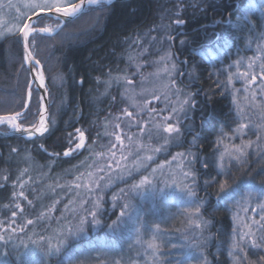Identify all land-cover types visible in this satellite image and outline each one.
<instances>
[{
  "label": "snow or ice",
  "instance_id": "obj_1",
  "mask_svg": "<svg viewBox=\"0 0 264 264\" xmlns=\"http://www.w3.org/2000/svg\"><path fill=\"white\" fill-rule=\"evenodd\" d=\"M112 3L113 0H20L18 4L8 0L6 5L0 3V43L6 40L22 43V59L24 63L30 65L27 71L31 77L25 81L26 98L12 101L19 110L0 114V128L26 135L29 139H41L56 130L57 121L49 112L54 101L47 100L51 95L47 78L43 65L34 52L37 39L44 36L50 38L62 33L64 36L85 34L100 23L104 9ZM201 5L206 6L201 7ZM189 6L206 12L207 8L213 5L210 0H194ZM5 7L14 10L11 19L4 18L2 10ZM96 8H100V11L96 12ZM184 10V0H178L175 9H167L176 16ZM91 12H95V15L92 17L93 24L88 29H81L79 32L64 31L69 24ZM256 14L260 20L259 32H257L255 21L250 18ZM231 16L232 14L229 13L228 29L242 33L239 39H247L243 35L247 31L249 34H254L256 39L264 41V0H247L242 15L237 16L235 21H232ZM161 19L163 20V17ZM217 23H224V21H217ZM184 24H186L185 20L176 19L171 24L162 23L144 34L149 46L162 47L164 44L169 46L162 55L151 61V64L157 66L155 72L147 76L141 73L142 68L151 64L143 59L148 54V47L138 36L132 41L127 54L128 67L134 66V72L129 74L127 69H124L113 74L109 70L104 74L106 79L96 77L97 83L104 86L102 96H109L113 87L117 86L122 89L118 94L121 102L125 103L120 114L105 120V129L109 127L115 129L104 133V136L109 138V144L101 147L106 150L96 151L97 141L93 140L89 143L86 136L87 130L80 127L67 133L63 138L68 147L62 153H48L45 145L38 146L40 150L53 158V162L61 155L69 157L75 153H82V150L86 151L89 155L85 161L93 162L87 165V168L91 170L81 172L77 166L66 170L65 174H72L73 169L77 174L68 186V193L74 192V195L63 205L62 210L57 208V205L62 203L61 199H56L51 205L44 206L35 218L25 219L22 225L15 226L18 212L21 214L25 212L24 206L19 202L21 199L35 207L33 201L25 194V187L33 180L29 175L31 169L37 166L30 152L25 150L24 159L33 163L30 167L21 169L17 179L13 181L12 187L15 189L19 184L20 188V191L12 193V199L16 203L13 206L5 205L6 208L13 207V210L8 221H0V249H2L0 264H52L53 260L56 264H77V254L81 249L82 240L92 248L109 245L114 248L126 233L135 236V243L144 248V257L150 255L149 264H191L194 260L197 264H209L204 249L209 246L213 237L205 236L204 233L211 227L212 222L202 216V209H206L208 200L198 196V174L193 168V165L198 162L202 163V168L205 170L209 169L210 165H214L217 170L216 176L203 181V187L206 195L212 196L213 193L208 192V189L216 186L214 195L218 205L227 209L230 201L240 205L241 203L251 204L255 200L256 207L251 211L256 213L259 209L260 213H264V178L256 180V175L264 173V165L259 166L255 175L249 172L246 177L233 178L231 182L228 179L232 176L231 168L234 162L250 166L248 160L250 153L247 149L252 147L253 141L245 142L242 139L245 130L251 126L250 118L249 123L241 122L233 130L234 134H238V138L241 139V144H233L230 148L226 146L224 152H221L214 160L205 158L202 162L196 153L189 150L177 152L171 156L170 160L161 161L155 167H151L157 154L167 153L171 147L180 146L183 143L184 136L193 130V124L189 121L194 120V113L199 106L197 100L199 90L187 91L179 82L185 76V72L179 65H187L188 59L179 60L178 54L172 51L175 38L168 34L174 26ZM202 30L206 31V28ZM224 31L222 29L215 35L219 52L227 55L228 50L233 46L232 40L236 37L233 36L232 40H229L224 36ZM152 32L163 33V35L154 36ZM180 34L184 35L183 32ZM188 42L187 38L180 41L181 44ZM248 43L250 45L252 40L249 39ZM203 47L200 45L193 48L192 54H199L206 60L203 52L200 51ZM257 48L258 54L248 58L247 70L241 71V66L244 64L243 58L233 61L224 70L228 71V85H231L234 79L243 82V91L246 94L250 93L251 106L259 108L264 118V63L259 65V84L254 71L256 61L264 60V46L257 45ZM23 67L24 64L21 65V68ZM233 67L236 68L235 72L230 71ZM195 70L194 64L192 71L187 73L193 80L196 79ZM218 74V72L210 73L217 76ZM137 75L141 77L139 85L134 79ZM149 77L153 78L151 81L153 87L150 88L144 86L145 83L150 82ZM52 79L55 84L57 81L62 82L64 78L56 76ZM79 82L83 83V78ZM33 84L36 85V89H33ZM222 85L223 82L217 79V90ZM34 91L37 92L35 112L32 110ZM245 98L247 99L248 95ZM211 99V96L206 93L205 102L210 103ZM111 100L116 103L117 97L112 96ZM233 102L235 103V95H233ZM64 103L65 100L62 99L60 106ZM157 103H162L163 107L154 106ZM74 114L79 116L75 109ZM30 116L35 119L26 126L24 121ZM236 116L237 119L244 120L243 110L239 106L236 108ZM203 123L202 115L201 125ZM256 127L259 129L264 125ZM125 128L129 132L126 133ZM132 128L137 131L131 133ZM220 131L221 135H227L222 128ZM256 136L259 142L261 140L259 132ZM113 137L115 142L111 140ZM161 139L162 143L153 146V140ZM198 139L199 133L193 136L191 144L198 146L196 145ZM220 143L221 140L218 137L216 144ZM257 148L259 149V143ZM18 152L19 150L15 147L10 149L11 154H18ZM262 158H264V149H259L257 160ZM101 160L104 161L103 164H100ZM85 161H81L80 167H85ZM129 161H131L130 164ZM174 164L175 168L172 167ZM46 166L51 168L52 163ZM141 172L147 174L141 175ZM25 176H28L27 180L24 179ZM46 176V173H42L38 179ZM137 176L139 179H136ZM8 179V175L3 176L4 181ZM59 179V176L55 177V182L47 186L53 194L57 189L63 190L66 187L59 183ZM117 183L125 186L112 192L110 197L107 196ZM237 197L242 199L238 200ZM173 201L187 206L181 214L188 217V227L184 231L177 229L176 233H169L168 230L161 228L160 223H150L148 217L156 214L159 209L169 206ZM108 204L110 208L106 207ZM58 210L60 216L57 217L54 213ZM244 211L247 212L248 208ZM113 215L114 219L111 218ZM53 220L57 227L52 230V234L47 236L42 234L51 228ZM41 224H45V227L40 228ZM246 227L247 231L241 232L233 229L227 249L228 256L232 264H264V255H258L256 261L249 260V249L264 252V215L260 216L259 221L253 219L252 225H246ZM253 227L256 231H253ZM28 228L33 229L31 234L26 231ZM90 233H97V235L93 238ZM145 234H150L147 240L144 239ZM22 236H27V241L22 239ZM173 238L176 240L175 243L172 242ZM17 240L19 243H16ZM114 264H121V261L116 260Z\"/></svg>",
  "mask_w": 264,
  "mask_h": 264
},
{
  "label": "trees",
  "instance_id": "obj_2",
  "mask_svg": "<svg viewBox=\"0 0 264 264\" xmlns=\"http://www.w3.org/2000/svg\"><path fill=\"white\" fill-rule=\"evenodd\" d=\"M177 2L178 0H128L115 2L104 9L102 27L97 28L94 26L93 30L85 33V35L87 34V41L79 44L75 42L67 43L69 36H64L62 33L50 38L48 37L47 39L53 44L50 46L51 49L54 48L53 52L45 53L41 56L37 52V47H35L34 52L36 57L41 61L44 73L48 75L47 84L49 92L51 93L49 98L50 101H54L50 106V114L55 117L57 128L51 135L41 139L27 140L22 137L0 138V221H8L6 217L11 216L13 207L6 208L5 205L13 206L14 204L12 202V193L16 188L14 189L12 184L17 179L19 171L31 166L33 161L37 166L36 168L39 167L37 164L42 163L46 166L53 162V158L40 150L38 146L40 144L45 145L48 153H62L68 147L65 139H63L66 137V134L73 132L77 127L83 129L87 126V115L92 112L89 106V91L91 90L90 88H96L92 81L96 80V77H98L97 74L115 63L116 57L119 54L122 55L125 47L130 46V44L132 45V41L137 39L138 36L143 44L147 46V38L142 39L141 37L150 29L159 27L162 23L171 24L176 19L186 21V24L174 26L169 31L170 35L176 36L174 39V48L180 58L185 57L189 63L196 65L194 76L196 77L197 84L201 88L200 93L204 99L202 104L203 111L207 113L211 122H217L222 118L223 113L226 111V106L223 98H220V90H216L214 87V75H210L212 69L207 65V58L205 57L206 55L208 56L205 53L208 49L206 40L214 28L211 27V24H214L219 19L227 22L229 13L232 14V21H235L237 16L242 15L243 7L247 0H210L213 6L208 7L206 12L196 10L194 7L189 6L194 0H184L185 10L179 16L172 15L167 11V9H175ZM205 6L201 5V7ZM83 17L69 24L65 29L74 26L73 24H78ZM161 17H163V20ZM253 20L256 26H258L257 15H253ZM92 21H85L81 26L76 27L75 30H71L70 32H79L81 29H88L93 24L91 23ZM205 28L206 31L202 30ZM222 29L225 30L224 36L229 40H232L233 36L236 37L235 40H232L233 46L231 48L235 49L236 46L240 48L244 45V40L239 39L242 33L231 31L228 29V25L224 26L220 24L217 27V31L221 32ZM257 29L261 30L259 27ZM181 32L184 33L183 36L180 34ZM154 33L157 32H152V35ZM243 35H248V32L245 31ZM57 37L60 38L59 41H57ZM71 38L75 39L74 36H71ZM185 38L189 42L181 44L180 41ZM200 45L204 46L200 51L204 52L206 60L202 59L199 54H192V49ZM21 49V43H16L12 40H6L0 43V113L3 114L19 110L12 101H20L26 98L25 81L30 78L26 67L21 68L23 57ZM53 58H55V67L51 69L49 60ZM11 65H14L17 69L15 73ZM190 71H192V68H189L187 73ZM187 73L184 76V81L191 84L193 82ZM56 75L63 76L64 78L63 85L59 91H56L52 79ZM81 78H83V83L79 82ZM33 89L35 88L33 87ZM206 93L212 98L210 103L205 102ZM32 99V110L35 112L36 91H34ZM62 99L65 100V103L63 106H60ZM74 109L79 113L78 117L74 114ZM210 111H212L213 115L211 117ZM33 119L35 117L30 116L28 120L24 121L25 125L27 126ZM58 137L61 139L58 140ZM12 147L19 150L18 154L10 153ZM26 149L33 157V161H26L24 159ZM75 161L78 160L63 157L62 155L56 158L51 170L52 176H60ZM4 175L9 176L7 181L3 180ZM48 175L51 176L50 174ZM46 182L48 181L43 179L42 185L44 186ZM38 184H34L29 189H26L35 205L32 210L33 213L43 208L41 204L42 200L45 199L48 201L47 203L51 201L50 195L42 196L40 199L35 197L37 194L32 197L33 191L38 192L41 189ZM43 189L46 190V188ZM29 208L30 206L25 207V216L30 213ZM89 250V247L84 246L82 252L78 254L81 256V254L87 253Z\"/></svg>",
  "mask_w": 264,
  "mask_h": 264
},
{
  "label": "rangeland",
  "instance_id": "obj_3",
  "mask_svg": "<svg viewBox=\"0 0 264 264\" xmlns=\"http://www.w3.org/2000/svg\"><path fill=\"white\" fill-rule=\"evenodd\" d=\"M19 2H20V0H12L13 4H18ZM0 3L6 5L8 3V0H0ZM95 11L99 12L100 8H96ZM2 14H4L5 19H11L12 16L14 15V10H9L8 8L5 7L2 10ZM94 15H95V12H91V13L85 15L83 17V19L78 24L77 23L73 24L74 26H71V27L65 29L64 31L70 32L71 30H75L76 27L81 26L85 21L92 20V17ZM256 15L258 16V14H256ZM250 18L253 20V15ZM103 20H104V16L101 17L100 23L98 25H95V26L97 28L102 27ZM217 21H222V20L219 19ZM217 21L214 24H211V27H214V28L211 30L212 33H210L209 36L207 37L206 44L208 45V47H207L208 49L205 52L206 54H208V56L206 55L205 57L207 58V65L209 66V68L212 69V73H215V72L219 73L218 76L214 75V77H215L214 87L216 88V90H217V87H216L217 79L219 81L223 82L222 87L219 89L220 90L219 94L221 96L220 98H223V100L225 102L226 113L228 115L227 119H229L228 120L229 125H224L226 128L224 133H226L227 135H219L218 136L221 140V143L219 145H217V148L218 147L220 148L219 149L220 150L219 155H220L221 152H224L226 146L230 148L231 145H233V144H236V145L241 144V139L238 138V134H234L233 130L241 122L249 123V118H250L251 119V126L245 130V134L242 137V139L245 142H247L249 140L253 141L252 147L250 149H247V151L250 153V155L248 157V160L250 162V166L234 162L231 169L232 170H239L242 172L249 170V172H252L255 175L256 171H258V169H259V166L264 165V158L257 160V152L259 151V149H264V127L259 128V129L256 127L257 125H264V118H262L261 110L259 108H253L251 106L250 93L246 94L243 91V82L242 81L234 79L231 85L227 84L228 71H226L224 69H227V66L229 64H231L233 61H235L239 58H243L244 64L241 66V71L247 70L246 65L248 63V58L249 57H255L258 54L257 45L264 46V41L258 40L255 38L254 34L248 33V35H244L245 37H247V39H244V41H243L244 45L243 46H241L240 48L236 46L235 49L230 48L228 50V54L225 55L223 52H219V50H218L219 48H218V44H217V36L215 35V33H220V31H217V27L220 24H222L224 26L228 25V21L224 22V23H217ZM257 21L259 22L257 27H259L260 26L259 18ZM91 23H93V21ZM259 31L260 30L257 29V32H259ZM168 34H169V32H168ZM153 35L159 36V35H163V33H154ZM74 37H75V39L71 38V36H69L67 43L75 42V43L79 44V43H83V42L87 41V34L86 35L82 34V35L74 36ZM141 38L146 39L144 36H142ZM47 39H48L47 36H44L43 38L37 39V44H36L37 52L41 56H42V54L53 52V50H54V48L53 49L50 48V46L53 44L51 42H49ZM56 39H57V41L60 40V38H58V37ZM249 39L252 40V43L250 45L248 43ZM146 40H148V39H146ZM75 43H72V44H75ZM69 45H71V44H69ZM146 47H148V54H146L143 57V59L145 61H148L151 64V61L157 59L160 55H162L164 53V51H166L168 49L169 46L167 44H164L162 47L159 45L149 46V44L147 43ZM209 47H211V48H209ZM21 48H22V46H21ZM129 48H130V46H126L125 49L123 50L122 55L119 54L116 57L115 63L111 64L109 68H106L101 73H98L97 74L98 77H101L102 79H106L107 77L104 74L107 73L109 70H111L113 74H116L117 71H122L124 69H127L129 74L134 72L135 71L134 66L128 67L127 54H128ZM172 51H173V45H172ZM203 54H204V52H203ZM22 55H23V53H22ZM200 57H201V55H200ZM54 59L55 58L49 60V63H50L49 65L51 66V69H52V67H55V60ZM179 60H184V58H179ZM261 63H264V60H257L255 66H254V71L258 77L257 84H259V82H260L259 81V72H260L259 65ZM22 64H24L26 69H28L26 66V63L23 62V59H22L21 65ZM187 66L190 68H193V65L191 63H189V61H188ZM11 67L15 70L14 71V73H15L17 71V69L15 68L14 65H11ZM156 67L157 66L155 64H151V66L142 68L141 73L143 75L147 76L149 73L155 72ZM179 67L181 68V70L184 71V64H180ZM43 70H44V68H43ZM230 71L235 72L236 68L233 67L230 69ZM28 76L30 78V74ZM45 76H46V78L48 77L47 74H45ZM56 76H59V75H56ZM56 76H54V77H56ZM134 79L137 82V84L139 85L141 77L139 75H137ZM181 79L184 81V77ZM181 79H180V81H181ZM152 80H153V78L149 77L150 82L145 83L144 86L149 87V88L153 87V83L151 82ZM190 80H192V82H194L196 79H194V80L190 79ZM196 82H197V80H196ZM92 83H94V82L92 81ZM198 83H200V82L198 81ZM62 85H63V81L62 82L57 81L54 84L56 91H59L60 88L62 87ZM181 86L184 87L187 91L195 92V90L183 86L182 83H181ZM33 87L36 89L35 85H33ZM90 89H92V88H90ZM99 89L104 91L103 84H100ZM237 89H239L240 91H236ZM120 90H122V89L118 88L117 86H114L110 92V95L106 97L108 102H106L105 104L99 100L93 101L94 99H92V97H91L92 100L89 99V106L91 107L92 112L87 115V123H86L87 126L83 129L87 130L86 136L88 137L89 143H91L93 140L97 141L96 151L106 150V149L101 147L103 145L109 144V138H106L104 136V133H105V131L111 132V131L115 130L112 127L105 129V127H104L105 120L106 119L110 120L111 117L120 114L122 108L125 106V103L121 102L119 94H118ZM250 91H251V89H250ZM222 92H223V95H221ZM233 95H235V103L233 102ZM246 95H248L247 99L245 98ZM112 96L117 97L116 103L112 102V100H111ZM49 101H50V98H49ZM154 106L159 108V107H163V104L157 103ZM237 106H239V108L243 110V115H244L243 121L237 119V116H236ZM130 110H132V109H130ZM199 112H200V107L198 106V109L196 110L195 113L198 114ZM195 113H194V116H195ZM0 114H3V113H0ZM109 114H111V116ZM145 118H147V117H145ZM193 121H189V123L193 124ZM227 127L232 128V131L230 133H228L229 130ZM8 131H11V130H6L3 128H0V132H2V133L3 132L6 133ZM136 131L137 130L135 128H132L130 130L131 133H135ZM125 132L126 133L129 132V130L127 128H125ZM257 132H259V134L261 136V140L259 142H257V136H256ZM98 134H99V136H98ZM22 138H25L27 140H31L28 137H22ZM111 140H112V142H115L114 137L111 138ZM189 141L191 143L192 139H190ZM145 142L147 143V140H145ZM126 143H127V141H126ZM159 143H162V139L152 141L153 146H157ZM257 143H259V149L257 148ZM189 150L193 153H196L193 149L191 150L189 148H185L183 143L180 146H173L168 150L167 153L157 154V157L155 158L154 162L151 163V167H155L161 161L170 160L171 156L177 152H187ZM88 155H89L88 152L82 150V153H75L72 156H69V158L77 159L78 161H75V163L73 165H71L68 169H72L73 166H77V168L81 172L91 170V169L87 168V165H90L93 162L91 160L85 161V158ZM118 156H119V153H118ZM250 157H251V159H250ZM81 161H85V167H80ZM51 163H52V167H53L55 162H51ZM103 163H104V161L101 160L100 164H103ZM130 163H131V161H129V164ZM37 165H39V167L38 168L34 167L33 170L31 169V171L29 173V175L32 176L33 180L30 184H28L25 187V194L28 196V199L31 200L32 198H30L29 192L26 191V189H29L32 185L39 183L38 185L41 187V189L38 192L33 191L32 197H34L37 194V196H35V197H38L40 199L42 196L50 195L51 201L49 203H47L48 201H46L45 199L41 201V204L43 207L46 205H51L52 202L56 199H61L62 203L57 205V208L62 210L63 205L65 203H67L68 199L74 195V192L68 193V186H70V182L73 181L74 176L77 174L76 170L73 169L72 174H65L66 170L63 174H60L59 183L66 185V187L63 190L57 189L56 193L53 194L47 188V186L49 184L55 182L56 176L55 177L52 176V173H51L52 167L49 168L42 163L37 164ZM28 167H30V166H28ZM172 167L175 168V164L172 165ZM193 168H194V165H193ZM165 171H167V169H165ZM42 173L47 174V176L43 178V179L48 181V182H46V184L44 186L42 185L43 179H38ZM48 174H50L51 176H49ZM145 174H147V173L141 172V175H145ZM262 178H264V173H262L260 175H256L257 181L261 180ZM24 179L27 180L28 176H25ZM136 179H139V176H137ZM130 182L131 181H129V183ZM11 184H12V182H11ZM124 186L125 185L122 183H117L116 186L113 187L112 190L107 193V196L110 197L112 192H115L119 188L124 187ZM43 188H46V190ZM14 191H17V192L20 191L19 184H17L16 189ZM12 202L14 204L16 203V201H14V200H12ZM19 202L24 206V208L26 206H30L27 204V201H25L23 199H21ZM256 204H257V201L253 200L251 202V204L241 203L240 205H238L239 206L238 211H235L233 213V217H235V219L233 218V222L235 224V229L237 230V232L247 231L246 225H252L253 219H255L256 221H259L260 216L264 215V213H260L259 209H257L256 213H253L251 211L252 208L256 207ZM106 207L110 208L111 206H110V204H108V205H106ZM145 207L147 208V205H145ZM186 207H187L186 205H180V204L173 201L170 203L169 206L164 207L162 209H159L156 214L149 216L148 220L150 223H153V224L154 223H160L161 228L166 229L168 231H169V229L167 227V224L168 223H174L177 221H180L181 224L185 225L184 228H187L188 227V217L181 214ZM245 208H248L247 212L244 211ZM29 209H30L29 210L30 213L27 214L26 216L24 215L25 212L22 214L18 212V218H17L15 226L22 225L24 223L25 219L35 218V216H37L39 214V212L43 210V208H41V209H39V211H36L35 213H33L32 210L34 208L32 206H30ZM54 215L57 217L60 216V211L59 210L56 211L54 213ZM6 218H8V220H9L10 217H6ZM111 218L114 219L115 216L113 215ZM203 218L206 219L204 216H203ZM45 223H47V222H45ZM44 227H45V224L40 225V228H44ZM56 227H57V224L53 220L51 222V228L48 231L43 232L42 234H44L46 236L51 235L52 230H54ZM36 230L38 231L39 229H36ZM26 231L29 234H31L33 229L28 228V229H26ZM253 231H256L255 227H253ZM257 234L259 235L260 233H257ZM90 235H92L94 238L95 235H97V233H90ZM149 235L150 234H145L144 239L147 240ZM21 238L24 239L25 241H27V236H22ZM33 238H35V237H33ZM165 239H167V237H165ZM121 241L122 242L120 243V241H119V243H117L114 248L111 245H109V246H98L99 248L98 247L92 248L90 245L87 244L86 241L82 240L81 241V249L78 253L82 252V248L84 246L89 247L90 250L87 251V253L81 254V256H79V254L77 255V264H114V262L116 260L121 261V264H149L150 255L148 257L143 256L144 248L135 243V236L134 235H132L130 233H126L125 236L123 238H121ZM16 243H19V240H17ZM0 250H2V249H0ZM258 255H264V252H259L258 250L249 249V260L250 261H256L258 259ZM52 264H56V261L53 260Z\"/></svg>",
  "mask_w": 264,
  "mask_h": 264
},
{
  "label": "flooded vegetation",
  "instance_id": "obj_4",
  "mask_svg": "<svg viewBox=\"0 0 264 264\" xmlns=\"http://www.w3.org/2000/svg\"><path fill=\"white\" fill-rule=\"evenodd\" d=\"M187 65H184V69L186 70ZM183 86L192 88L195 87L192 83L184 82L182 79L180 81ZM195 92L200 89L195 87ZM200 112L195 113V118L193 121V130L187 133L183 138V145L185 148L193 149L196 154L201 158L203 162L205 158L209 160H214L219 156L220 148H217L216 140L219 135H221V128L223 132L225 131L224 125H229V119H227L226 111L223 113L222 118L217 122H211L207 113L203 111V96L200 93L198 96ZM201 105V106H200ZM202 110V111H201ZM210 117L212 115V111L209 112ZM203 115L204 123L201 125V116ZM211 123L207 126V123ZM228 128V127H227ZM230 133L232 128H228ZM199 133V139L196 141V145L190 143V139H193ZM251 159V157H250ZM194 170L198 174V196L201 199H207L208 204L206 209H202V216H204L207 220L212 222L211 227L204 233L205 236L213 237V240L210 241L209 246L204 249L205 256L209 261V264H232L231 258L228 256L227 249L230 244L231 236L233 234V229L235 228V224L233 222V213L238 211L239 206L235 204V202L230 201L228 208L225 209L223 206L218 205V202L215 198V185L208 189V192L213 193L212 196H207L203 187V181L210 179L212 176L217 175V170L214 165H210L209 169L205 170L202 168V163L198 162L194 165ZM232 176L228 177L229 182L233 178H243L246 177L249 173V170L245 172L239 170H232ZM220 179V177H218ZM238 200L242 199L241 197H237ZM167 227L169 229V233H176L177 229L184 231L186 228L184 224H181L180 221L174 223H168ZM172 242L175 243L176 240L173 238ZM191 264H197V261H192Z\"/></svg>",
  "mask_w": 264,
  "mask_h": 264
},
{
  "label": "bare ground",
  "instance_id": "obj_5",
  "mask_svg": "<svg viewBox=\"0 0 264 264\" xmlns=\"http://www.w3.org/2000/svg\"><path fill=\"white\" fill-rule=\"evenodd\" d=\"M128 1V0H127ZM121 2V1H120ZM113 3H115L114 1H113ZM176 37V36H175ZM174 37V38H175ZM173 51L175 52V53H177L178 54V52L176 51V49L174 48V42H173ZM23 53V52H22ZM178 57L180 58V56H179V54H178ZM184 59H185V57H183ZM27 66V65H26ZM190 67H188L187 66V68H186V70L184 69V72H185V74L187 73V71H188V69H189ZM93 85H95L96 86V88L95 89H91V91H90V95H89V98L91 99V97H92V99H94L93 101H95V100H99V101H102L104 104L106 103V102H108V100H107V98L105 97V96H102L101 95V93H103L104 91H102L101 89H99V88H97V86L98 85H100V84H98L96 81H94L93 80ZM185 82V81H184ZM92 85V86H93ZM192 85L193 86H195V87H197V88H199V89H201L200 88V86L197 84V82H193L192 83ZM195 87H192L191 89H193L194 90V88ZM102 96V97H101ZM91 99V100H92ZM91 111H92V109H91ZM49 112H50V109H49ZM211 123H207L206 125L207 126H209ZM9 132V131H8ZM2 133V132H1ZM4 133V132H3ZM122 241H121V239H120V243H121ZM120 246V245H119Z\"/></svg>",
  "mask_w": 264,
  "mask_h": 264
},
{
  "label": "water",
  "instance_id": "obj_6",
  "mask_svg": "<svg viewBox=\"0 0 264 264\" xmlns=\"http://www.w3.org/2000/svg\"><path fill=\"white\" fill-rule=\"evenodd\" d=\"M113 1L114 2H120V1H127V0H113ZM21 46H22V43H21ZM26 65H27V68L30 67V65H28V64H26ZM33 85H35V84H33ZM35 87H36V85H35ZM47 100L49 101V97L47 98ZM10 137H27V136L19 134V133H13L12 131H9V132H6V133H1L0 132V138H10Z\"/></svg>",
  "mask_w": 264,
  "mask_h": 264
}]
</instances>
